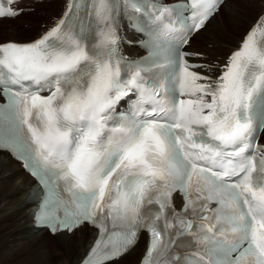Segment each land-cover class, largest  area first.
<instances>
[{"label":"snow or ice","instance_id":"1","mask_svg":"<svg viewBox=\"0 0 264 264\" xmlns=\"http://www.w3.org/2000/svg\"><path fill=\"white\" fill-rule=\"evenodd\" d=\"M223 2L69 0L38 38L0 41V148L44 189L38 226L98 230L81 264L119 259L141 231V264H264V15L222 64L184 50ZM144 17L181 34L128 60L120 21L155 35Z\"/></svg>","mask_w":264,"mask_h":264},{"label":"bare ground","instance_id":"2","mask_svg":"<svg viewBox=\"0 0 264 264\" xmlns=\"http://www.w3.org/2000/svg\"><path fill=\"white\" fill-rule=\"evenodd\" d=\"M68 2L15 0L12 7L19 9L20 14L0 19V41L26 42L38 38L63 15ZM39 5L43 7L34 12V7ZM263 13L264 0H224L206 27L189 40L186 51L201 53L205 60L222 64L240 46L245 33ZM15 20L23 21L17 24ZM213 23L217 26L210 28ZM120 25V35L128 34L125 22L120 21ZM22 27H27V32L17 34ZM124 48L127 53L138 50L134 46ZM193 62L203 60L194 57ZM261 143L264 144V138ZM37 197L35 181L9 152L0 150V264H79L94 238V228L86 224L54 235L36 229L32 209ZM174 204L179 209L178 199ZM145 240L142 236L129 252L108 264H138Z\"/></svg>","mask_w":264,"mask_h":264},{"label":"rangeland","instance_id":"3","mask_svg":"<svg viewBox=\"0 0 264 264\" xmlns=\"http://www.w3.org/2000/svg\"><path fill=\"white\" fill-rule=\"evenodd\" d=\"M36 1L40 2L41 0H36ZM40 7L42 8L43 6H42V5H39L38 7H34V10H33V11H34V12L38 11V8H40ZM34 12L31 13V14H34ZM21 21H23V20H20V21H19V20H15L14 23L16 22L17 24H20ZM0 24H2V22H0ZM210 26H211L210 28H212V27H215V26H217V25L213 23V24H211ZM26 28H27V27H25V28H23V27L20 28V30H18L19 32L17 31V34H19V35H20V34H25V33L27 32V29H26ZM3 37H4V36H3ZM210 46H211V45H210Z\"/></svg>","mask_w":264,"mask_h":264}]
</instances>
